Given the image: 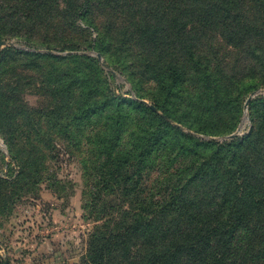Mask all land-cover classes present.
Instances as JSON below:
<instances>
[{
	"label": "rangeland",
	"instance_id": "1",
	"mask_svg": "<svg viewBox=\"0 0 264 264\" xmlns=\"http://www.w3.org/2000/svg\"><path fill=\"white\" fill-rule=\"evenodd\" d=\"M129 1L93 0L86 15L75 16L82 0H0V29L6 31L0 42V106L4 95L8 103L0 107V264H79L86 256L99 224L86 209V168H92V153L113 117L122 116L123 151L134 147L142 130L159 128L146 182L157 193V180L170 174L176 186L183 184L180 166L190 172L213 161L224 168L227 147L239 146L261 123L264 14L257 5L236 0L239 9L228 21L205 6L188 12V0H140L142 14L131 11ZM174 4L188 30L169 28L162 55L187 62L186 51L193 48L209 74H175L177 84L167 74V83L176 84L168 98L151 75L131 73L118 41L124 27L140 24L160 6L172 18ZM175 31L190 35L178 48ZM103 34L109 36L102 56L90 47ZM176 51L184 55L175 57ZM94 76L102 92L85 99L84 81ZM106 99L112 103L88 120L72 113ZM129 101H145L167 125Z\"/></svg>",
	"mask_w": 264,
	"mask_h": 264
},
{
	"label": "trees",
	"instance_id": "2",
	"mask_svg": "<svg viewBox=\"0 0 264 264\" xmlns=\"http://www.w3.org/2000/svg\"><path fill=\"white\" fill-rule=\"evenodd\" d=\"M139 1L130 0L134 6L130 10L142 14ZM188 1L191 9L188 12L196 14L205 6V12L210 15L221 12L228 21L232 19L230 12L239 9L236 0ZM92 2L82 0L75 16L86 15ZM246 5H257L264 14V0H246ZM174 7L172 18L160 11L164 7L151 10L140 24L124 27L118 41L131 61V73L151 75L150 80L168 98L177 84L175 74H209V70L198 65L193 48L186 51L187 62L163 57L169 28L180 25L184 31L188 30L189 24L180 20L178 4ZM5 33L0 29V42ZM173 35L177 48L190 38L188 32L178 36L175 31ZM108 36L101 35L90 48L103 56ZM178 53L184 55L182 51L173 54L176 57ZM167 74H173L170 79L176 84L167 83ZM90 80L84 81L88 89L85 99H93L102 92L98 77ZM129 102L167 125L149 106ZM110 103V99L102 100L87 112L72 113L78 120H88ZM7 106L4 95L0 107ZM58 112L55 110L51 115ZM121 118L113 117L107 135L92 153V168H86L90 171L86 209L99 224L90 234L87 254L79 264H264V114L244 142L239 146L232 144L237 149L227 147L224 168L213 161L190 172L180 166L176 172L184 175L183 184L176 186L170 174L167 179L157 180L158 193L153 184L146 182L147 170L153 166L148 161L154 145L151 141L161 132L159 128L142 130L131 150H120ZM90 163L88 159V166Z\"/></svg>",
	"mask_w": 264,
	"mask_h": 264
},
{
	"label": "water",
	"instance_id": "3",
	"mask_svg": "<svg viewBox=\"0 0 264 264\" xmlns=\"http://www.w3.org/2000/svg\"><path fill=\"white\" fill-rule=\"evenodd\" d=\"M2 45H4V42H2V43L0 44V46H2ZM97 57H98V59L100 60V56L98 55ZM141 102H142L143 104H145V105L147 104L145 101H141ZM151 109L154 110V111H156V109H155L154 107H152V106H151ZM231 137H232V136H231Z\"/></svg>",
	"mask_w": 264,
	"mask_h": 264
}]
</instances>
